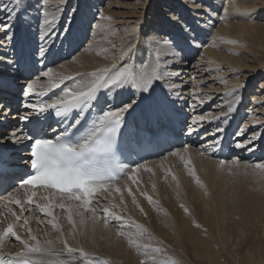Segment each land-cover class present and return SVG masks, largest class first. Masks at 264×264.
I'll return each instance as SVG.
<instances>
[{
    "label": "snow or ice",
    "instance_id": "obj_1",
    "mask_svg": "<svg viewBox=\"0 0 264 264\" xmlns=\"http://www.w3.org/2000/svg\"><path fill=\"white\" fill-rule=\"evenodd\" d=\"M54 7L53 11L49 0H9L7 3L0 0L2 39L12 42L16 38L15 26L20 28L19 57L0 60V63H7L13 72L26 68L31 73L29 82L21 86L20 95L24 99H17L18 107L13 108L6 98L0 99V125H11L0 131V176L8 175L13 168H19L22 161L25 175L20 181L21 189L27 192L29 186L40 185L59 189L69 193L70 198L81 200L94 191L104 190L119 178L113 174L109 162L116 161L119 157L127 158L134 146L142 147L153 141L165 140L172 131L177 115L183 112V107L177 105L192 106L190 100L199 98V93L189 97L182 94L186 85L181 76L187 52L203 45L199 43L194 27L183 22L182 17L172 16L169 22L180 26L178 34L156 30L151 33H127V42L118 48L114 56L116 62L110 68L87 74L91 79L86 86H82L78 81H82L83 76H60L53 73L51 67L37 72L36 65L59 54L56 47L58 41L63 45L65 41L71 43L78 39L81 33L85 39L96 34L102 27L99 22L93 24L92 21L97 20V17L100 21L113 18L97 9L92 20H89L80 4L73 3V0H58ZM105 31L114 30L112 27H105L99 34L102 35ZM34 41H38L35 47ZM112 47L116 48L114 44ZM41 77L48 78L49 84L43 86L47 91L37 92L34 85ZM7 86L6 75L0 74V88ZM55 89H59V92H54ZM49 92L53 95H49ZM228 95L233 102L225 105L221 99L222 115L214 118L222 120L224 124H227L229 115L235 110L236 101L242 99L237 92ZM34 96L35 101L32 99ZM224 108L227 109L226 112ZM21 109L24 110L23 113ZM203 124L204 117L197 116L187 125L188 135L197 133ZM259 127L264 128V123L259 124ZM223 131L218 126L211 133V147L220 151L225 145L217 133L222 134ZM238 135H243V132ZM261 136L264 133L260 136L254 133L246 143L237 141L235 147L255 151V141ZM184 150L187 151L186 148ZM22 152L25 155L20 156L19 160L13 158ZM220 163L223 165L225 161L221 160ZM255 167L264 169V163H258ZM137 169H145V164L136 163L135 168L122 166L120 175L126 176ZM11 174L16 175L14 172ZM190 174L195 175L191 170ZM129 178L131 179L130 176ZM196 182L199 184V179ZM35 194L33 190L28 195L29 203ZM9 203L21 205L24 201L9 198ZM59 207L64 208V205L61 203ZM36 208L52 216L49 205L37 204ZM8 211L19 221L15 211ZM184 211L187 213L188 209L184 208ZM103 212L108 213V209ZM108 215L116 222L122 219L113 213ZM71 219L69 215L68 220ZM108 223L106 216L104 224ZM24 224H27V220ZM53 227L56 225L53 224ZM4 236L15 237L20 241V236L13 230V223H8L3 232H0V240ZM31 239L36 238L33 236ZM21 243L28 253L41 251L39 242L35 247H29L27 241ZM68 254L73 259L78 256L82 264H91L87 256L74 253L72 248H68ZM26 256L27 253L17 258L0 256V264H39ZM61 264L66 262L62 261ZM96 264L108 262L98 260ZM151 264L158 262L153 260Z\"/></svg>",
    "mask_w": 264,
    "mask_h": 264
},
{
    "label": "rangeland",
    "instance_id": "obj_2",
    "mask_svg": "<svg viewBox=\"0 0 264 264\" xmlns=\"http://www.w3.org/2000/svg\"><path fill=\"white\" fill-rule=\"evenodd\" d=\"M165 1L166 0H73V3L78 2L82 10L88 14L89 20H92V16L97 13V9L102 10L105 16L113 19L100 21L97 17V20H93V24L99 22L102 27L96 34H91L88 39H85L84 35L81 33L78 39L71 43L65 41L63 45H61L58 41L56 47L60 55L64 56V58L56 62H50L47 67H51L55 74L60 76L66 75L60 72L58 68L74 59L80 52L84 51L86 47H90L92 42L94 45V43L101 38L103 50H117L119 48V42L128 39L127 33H134V31L150 33V30L146 28H150L153 24L155 26L156 20L160 21L163 25L164 29L160 31L170 32L172 30L170 33L176 35L180 32V26L175 24V22H169L173 15L182 17L183 22L194 27L198 35V40L201 39L199 43H201L203 47L189 50L190 52L193 51L192 54H189V51L187 52L186 64L183 65V74L181 76L186 87L182 89V94L185 97H189L194 93H199V98L190 100L192 106H189V104L177 105L178 107H183V112L179 113L180 115L178 114V117L180 121L185 124L181 126L183 128V133L180 134L182 140L179 148H189L197 152V154L200 152V154L208 155V157L212 159L224 160L225 163L223 165L209 167L210 169H214L213 171H215L216 174H214L213 181L209 183V188L204 190V198H206V200L203 201L200 199V201L195 204L192 203L193 207H189V203L183 204V207H180L181 210H179V218L183 216L191 218L192 225L196 228V237L202 234L207 240V246L211 251L214 250V253L208 257H200L199 259L186 256L184 261L186 262L185 264H244L243 262L236 263L233 260L235 254H233L232 251L228 254L223 250L218 233L224 236L235 234L237 228L243 226L244 228L247 227L245 228L247 233L254 232L256 236L260 237L264 230V213L262 214L261 210V206L264 205V169L255 167L258 163H264V136L255 141L257 145L255 151L250 152L244 148L235 147L237 141L246 143L248 139L253 137L254 133L257 135L264 129L259 127V124L264 123V107H261V105L264 104V29H259L261 33H258L257 28H264V0H239L241 3L246 4V7L243 8L241 12L229 16H224V7L231 4L234 0H219V2L217 0H187V2H183L184 4H181L180 0ZM5 2H9V0H5ZM57 2L58 0H49V4L53 11L55 10L54 6ZM161 5L164 6L163 8H166V10H161ZM178 7L182 9L181 13L177 11ZM216 7L217 9L210 15L209 9H214ZM133 24H136V26L133 27ZM238 24L255 25V28L253 27V30L245 33L243 32V25L238 26ZM225 25L230 27L231 35H234V41H230L229 43H223L219 37L215 36L216 32L225 31ZM15 27L16 34H20V28L18 26ZM105 27H112L114 31H105L102 35L99 34ZM165 28L167 30H165ZM203 34L204 37H202ZM2 37L3 30L0 29V45H2L0 46V60L6 61L8 60L7 54L9 53L8 51L7 53L3 51L6 41L1 43V41H3ZM19 41L20 38L18 39V42ZM36 43H38V41L33 42L34 47ZM67 44L68 47H66ZM113 44L116 48L112 47ZM208 46H212L211 49H213L218 56L219 54L226 55L227 59L231 61V64L225 60L215 63L211 61L212 59L209 60L204 54ZM60 55H57L58 58ZM256 58L258 59L256 60ZM235 59H241V64H245L240 65L238 63L233 65L236 63ZM3 68L6 70V73H9L8 71H10V69L7 63H0V70ZM43 69L46 70V68ZM39 70L41 69L38 67L37 72ZM14 75H11L7 80L10 81V79L14 78L20 81L26 80V83L29 82L27 76L18 75V77H12ZM73 76L74 75H69L66 77ZM47 81H49L48 78L41 77L37 82L46 83ZM9 84H11L10 86L13 85L11 89L20 88L19 91H17L16 98L22 100L24 97L20 95V92L21 86L24 85L25 82L20 85L14 82H9ZM2 89H5V87L1 88V90ZM232 92H237L238 95L241 94L240 96L242 99L236 108L238 113H236L237 118L233 122L234 125H232L233 129H231L230 126V131L227 132L224 137L222 136L223 133H217L218 136L222 137V143L225 145L223 150L220 151L211 147V133L215 131L218 126L223 128L225 124L222 120H216L214 118L222 115L221 99H223L225 105L229 104V102H233L232 97L228 95ZM0 94L2 93L0 92ZM1 97L2 95H0V98ZM224 111L226 112L227 109L224 108ZM197 116L204 117L203 127L197 133L188 135L187 125ZM230 116L231 115H229V117ZM10 126L9 124H3L0 126V131ZM239 132H243V135H238ZM204 149H207V152H204ZM173 151L176 152L175 148L162 153L161 155L163 157L160 155L162 158L161 165H164V156H166L167 153L170 154V152L174 153ZM19 157L18 155L13 158L19 160ZM176 160V171L181 173L182 176L185 177V180H192L190 166L178 162V157ZM204 165L205 162L201 160L196 167L198 169H203ZM166 174L174 176L172 172H167ZM145 192L146 188L143 187L139 195L143 197ZM185 200L186 202L188 201L187 198ZM101 201L105 204L106 199L104 198ZM127 202H129V200ZM147 203L150 202L148 201ZM92 204H95V202ZM184 208L188 209L187 213L184 211ZM104 209L106 208L103 206H97V208L93 210V212L99 216L100 222H103L107 216L109 220L108 224L114 226V228L119 231L115 237H119V239L122 238L123 240L129 238L131 240L132 236H134L133 232L135 231V226L141 223H139L137 219L130 220L132 216L125 212V208H121L119 204L110 202L108 213L121 216L122 219L120 222L113 221L108 213L103 212ZM204 210L208 215L207 223H211V231L216 234V237L211 236L213 233L210 235L205 226H200V228L196 227L199 223L193 213H198V215H200ZM151 212V216L154 215L152 210ZM244 224L246 225L244 226ZM140 228L152 235L151 231L144 227V225ZM152 237L154 238V243L158 244H154L155 246L152 245V247L160 248V241L154 235H152ZM194 237L195 236H192V238ZM168 245L182 254V256L184 255L181 246L177 247L178 245H175V243H168ZM166 251L167 257L163 256L158 258L160 260L155 259V261L162 262L164 260L165 263L163 264H184L182 261H177V258H175V255L170 250ZM196 252H198V248L194 250V255H196ZM254 264H264V262H255Z\"/></svg>",
    "mask_w": 264,
    "mask_h": 264
},
{
    "label": "bare ground",
    "instance_id": "obj_3",
    "mask_svg": "<svg viewBox=\"0 0 264 264\" xmlns=\"http://www.w3.org/2000/svg\"><path fill=\"white\" fill-rule=\"evenodd\" d=\"M184 1L187 2V0H180V3L184 4ZM217 1L219 2V0ZM245 5L246 4L241 3L239 0H234L231 4L224 7V16L234 15L241 12L243 8L246 7ZM163 7L164 6L162 5L160 6L161 10H166V8ZM216 9L217 7L209 9L210 15H212ZM177 11L181 13L182 9L178 7ZM155 23V26L153 24L150 28H146L150 30V33L153 30L160 31L164 29L160 21L156 20ZM136 24H133L132 26L135 27ZM239 25H243V32L245 33L253 30V27L255 26L247 24H238V26ZM257 28L258 33H261L259 32L261 31L259 29H264ZM165 30L167 29L165 28ZM134 33L136 32L134 31ZM204 34L202 37H204ZM215 36L219 37L223 43L234 41V35H231L229 26H226L224 32H216ZM19 38L20 34H16V38L12 42H6L3 51L6 53L8 51V60L17 59L19 57ZM200 40L201 39L198 41ZM3 42L4 40L1 41V43ZM126 42L127 39L120 41L118 44L119 47ZM66 47H68V44ZM211 47L212 46H208V48L206 47L207 49L204 51V54L209 60L212 59L211 61L214 63L221 60H225L229 63L231 62L227 59L226 55L219 54L218 56ZM117 50H103V43L100 38L94 43V45L92 42L90 47H86L84 51L80 52L71 61L63 64L58 70L66 74L62 75L64 77L69 75H74L73 77L83 76L84 79L78 82L82 86H86L88 80L91 79L87 74L96 72L97 70L110 68L112 64L116 62L114 56ZM192 52L193 51L189 54H192ZM56 58H58V56ZM257 59L258 58H256V60ZM241 61V59H235L236 63L233 65L238 63L240 65L245 64H241ZM185 64L186 63L184 62V65ZM8 72L9 73H6L4 68L0 70V74L6 75L8 79L14 74L16 76L14 75L12 77H18V75H21L20 71L13 72L10 70ZM9 82H14L17 85H20L24 82L26 83V80L20 81L12 78L8 81V88L5 87V89L2 90L0 88V92L2 93L0 94L2 95L1 98H6L8 102H11L13 108H16L14 105L17 104L16 96L17 91H19L20 88L11 89L13 85L10 86L11 84H9ZM48 82L49 81L46 83L37 82L34 85L35 90L37 92L47 91V88L43 86L48 85ZM53 91L58 93V90L56 89ZM49 93L53 94L52 92ZM240 95L241 94H239V96ZM239 103L240 100L236 101L234 104L235 110L230 114L231 116L228 118L227 124L223 126V128L225 127L222 134L223 137L230 131V126L231 129H233L232 125H234L233 122L237 118L236 113L238 112L236 111V108ZM21 113H23V109H21ZM183 124L184 123L180 121V118L177 115L173 128H175L176 125H179L182 130L183 128L181 126H183ZM173 128L170 134L172 137L176 136L175 138H178L177 141H181L182 138L176 135ZM180 133H182V131ZM261 133H264V129H262L257 135L260 136ZM166 143L169 144V150L175 148L176 152H173L178 153V155H172L171 152L170 154L167 153L163 158L165 160L164 165H161L162 158L159 155L156 159L144 163L145 169H151V171L137 169L126 176L123 175V178L119 182H114L108 185L104 190L94 191L90 196L81 200L70 198V194L63 195L53 191H46L43 188H37L34 190L36 194L32 196L31 200L33 205L25 202L21 205L9 203V198L12 200L24 201L26 197L28 198V195H31L33 189H29L26 192L19 187L1 195L0 232H3L8 223H13V230L20 236V241H17L15 237L4 236L3 239L0 240V254L17 258L19 255L27 253V259L37 261L39 264H61L62 261L66 262V264H82V261L78 256L76 259H73V256L68 254V248H72L74 253H83L89 258L91 264H96L98 260H106L108 264H141V262H144V264H151L153 260H160L158 258L165 257L167 255L166 250H170L175 255V258H177V261H182L184 264L186 263L184 261L186 256L199 259L200 257H208L212 255L214 250L211 251L209 249L205 237H203L202 234L196 237V228L192 225V219L186 218L187 216L179 218V210H181L180 205L189 203V207H193L192 203L195 204L200 201V199L203 201L206 200V198H204V190L209 188V183L213 181L214 174H216L215 171H213L214 169H210L209 167L221 165V160L212 159L208 157V155L200 154V152L197 154V152L190 150L189 148H186L187 151H185V148H179V146H176V142L174 141H172V143H169V141ZM24 155L25 153L23 152L19 153V156ZM15 156L17 155H14V157ZM177 157L179 160L178 162H182L185 165L188 164L191 168L190 170L195 173L194 176L192 175V180H185V177L176 171ZM201 160L205 162V165L203 166V169H198L196 165ZM20 164L23 165V162L20 161ZM132 168H135V166ZM167 172H172L174 176L167 175ZM9 176L10 175H8V177ZM197 179L200 181L199 184L196 182ZM143 187L146 188V192L144 196L141 197L139 194L140 191L143 190ZM116 189H119V191ZM77 195H81V193H77ZM149 197L151 198L150 200L148 199ZM104 198L106 199L105 204L101 201ZM186 198L188 199L187 202L185 200ZM128 200L129 202H127ZM148 201L150 203H147ZM93 202H95V204H92ZM110 202H113V204H119L121 208L124 207L125 212L132 216L130 217V220L137 219L138 222L141 223L135 226V231L133 232L134 236H132L131 243H129V238H126V240H123L122 238L119 239V237L116 238L115 235L119 231L116 230L114 226H110L109 224L105 225L104 221L100 222L99 216L93 212L94 208H97V206H103L108 209ZM61 203L64 205V208L59 207ZM37 204L41 206L49 205L52 211V216L40 212L39 209L36 208ZM8 209H12L16 212V215L19 216V221H16V218L9 214ZM21 209L24 210L21 211ZM151 210L154 212V215L152 216ZM261 210L263 214L264 205L261 206ZM69 215L72 217L71 221L68 220ZM193 215L199 223L198 228H200V226H205L206 229H208L209 234L211 235L213 233L211 236L216 237V234L211 231V223H207L208 215L205 210L200 215H198V213H193ZM53 217L55 219H53ZM25 220H27L26 225L24 224ZM53 224H55L56 227H53ZM143 225L160 241V248L152 247V245L158 244L154 243L155 241L152 235L140 228L141 226L143 227ZM245 225L246 224H244V226ZM245 228L240 226L237 228L235 234H228L225 236L218 233L219 241L223 250L228 254L232 251L233 254H235L233 260L236 263L243 262L244 264H254L255 262H264V230L259 237L256 236L254 232L247 233ZM33 236L36 238L35 240L31 239ZM192 236L195 237L192 238ZM21 241H27L29 247H35L37 246V242H39L41 251L38 253H28V250L24 247V244L21 243ZM49 241L51 243H49ZM168 243H175V245H178L177 247L181 246L184 257L182 254L172 249ZM65 245H67V247ZM196 248H198V252L194 255V250H196ZM156 249H160V251H156ZM163 263H165L164 260L162 262L158 261V264Z\"/></svg>",
    "mask_w": 264,
    "mask_h": 264
}]
</instances>
